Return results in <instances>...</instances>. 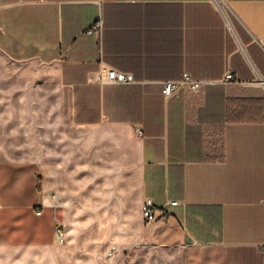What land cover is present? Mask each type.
Segmentation results:
<instances>
[{
  "label": "crops",
  "instance_id": "crops-1",
  "mask_svg": "<svg viewBox=\"0 0 264 264\" xmlns=\"http://www.w3.org/2000/svg\"><path fill=\"white\" fill-rule=\"evenodd\" d=\"M0 54L55 73L77 144L88 139L78 157L127 174L135 161L138 208L132 221L121 209L118 246L179 251L182 264H264V0H0ZM101 68L135 83H91ZM228 72L236 82H223ZM184 73L208 84L163 96ZM54 191L36 162L0 159V249L59 264L71 233ZM147 199L179 205L147 223Z\"/></svg>",
  "mask_w": 264,
  "mask_h": 264
},
{
  "label": "rangeland",
  "instance_id": "rangeland-1",
  "mask_svg": "<svg viewBox=\"0 0 264 264\" xmlns=\"http://www.w3.org/2000/svg\"><path fill=\"white\" fill-rule=\"evenodd\" d=\"M78 136L68 95L55 73L35 63H13L0 54V159L36 162L54 192H63L71 246L54 254L59 264H182L179 251L118 246L121 209L132 221L138 208L135 161L128 174L119 162L107 164L100 156L88 162L87 155L72 151L88 145L86 137L77 144ZM93 138L90 142L98 141ZM46 256L0 249V264H41Z\"/></svg>",
  "mask_w": 264,
  "mask_h": 264
},
{
  "label": "built area",
  "instance_id": "built-area-1",
  "mask_svg": "<svg viewBox=\"0 0 264 264\" xmlns=\"http://www.w3.org/2000/svg\"><path fill=\"white\" fill-rule=\"evenodd\" d=\"M217 6L222 7L223 0H212ZM102 31V24L97 23L89 32L88 34H97L101 33ZM235 76L232 72H228L225 75L223 80L224 83H233L236 82ZM91 83L104 86V85H131L135 83V79L132 74L124 73L119 70L113 68H101L98 72L93 75L91 79ZM208 83L197 81L191 78V76L187 73H184L181 79L177 82H167L164 85L162 90V94L165 97H170L179 90L184 88L190 90L191 92L197 94L200 93L201 90L207 85ZM53 199L56 200V196H53ZM178 202H168L162 207H158L153 200L147 199L144 201L142 206V216L145 222L153 223L157 222L161 218H166L169 213L170 207L178 206ZM57 207H61V204H57ZM40 214V213H38ZM63 224L60 221H56V232L58 236L59 243H63Z\"/></svg>",
  "mask_w": 264,
  "mask_h": 264
}]
</instances>
